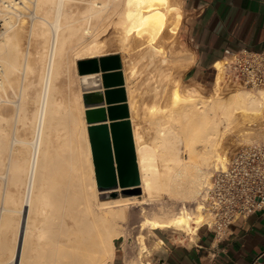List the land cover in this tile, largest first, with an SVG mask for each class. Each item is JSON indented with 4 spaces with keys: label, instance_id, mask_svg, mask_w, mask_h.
Instances as JSON below:
<instances>
[{
    "label": "bare ground",
    "instance_id": "obj_1",
    "mask_svg": "<svg viewBox=\"0 0 264 264\" xmlns=\"http://www.w3.org/2000/svg\"><path fill=\"white\" fill-rule=\"evenodd\" d=\"M181 6L177 0H0V12L6 23V29L0 33V64L2 66L0 92L6 89V83H10V76L18 68L23 66L29 72H34L37 68L36 65L22 61L20 32L14 22L21 16L16 14V11L20 12L22 7L32 9L34 20L29 27L40 39L41 48L37 52L38 59L44 61L35 79L21 83L18 100L16 104L14 103L16 107L13 106L14 112L8 115V112L0 110V153L1 150L5 152L9 150V153H13L12 146L17 142L27 145L28 151L25 153L24 148H20V152L25 154L24 157L17 153L18 149L16 153L21 158L13 159L11 153L9 159L7 157L5 161L6 165L11 167L13 185L25 182L23 197L19 195L20 207L16 206L17 198L11 197L10 193L13 190L10 188L8 200H11L13 204L16 203L14 204L16 207L9 206L8 204L12 203L9 201L7 204L5 201L3 204L9 208H3L1 204L3 201L1 202L0 199L2 210L19 214L17 219V214L6 220V216L2 217L3 221L8 220L7 230L5 223L0 225L1 228L3 226L0 232H7L8 227H13L14 241L10 251L12 255L9 258L10 261L7 260L10 264H14L18 259V264H25L27 261L23 259L27 258L26 255L30 258L40 256V264H106L109 261L112 263L115 257L112 236L122 231L118 222L126 217L127 207L145 204L147 200H154L165 194L180 200H196L208 182L210 167H218V164L225 165L226 155L219 153L222 130L228 129L235 120L234 116L237 112L245 118L264 116V89L254 90L255 92L237 89L227 98H222L223 96H217L219 92H216L221 90L222 77L219 72L215 81V96L204 99L197 90L183 86L179 74L176 75L170 71L169 58L163 53L167 48L171 50L176 47L177 35L183 23ZM27 10L24 8L22 11L27 12ZM102 26H117L120 30L121 47L128 52V57L126 56L128 66L124 72L125 81L128 82L127 77L146 74L145 78L143 77L144 81L157 82L156 88L153 86L154 88L148 89L151 91L154 89L157 95L160 94L159 98L164 97L165 104L158 106L162 110L157 107L159 112H162L160 115L162 114L163 118L168 115L170 123L173 122L172 117L174 120L180 117L177 121L182 118L180 123L183 127L181 126L180 131L167 123L168 121L165 122L162 117L161 121V118L159 120L156 118L160 126L157 128V134H155L156 130L154 131V142L151 138L152 143L145 142L142 138L143 133L141 134L138 130L141 122L136 125L134 120L139 112L136 99L138 93L136 94L135 91L141 88V85L139 87V84L137 86L132 81L131 83L138 87L135 88L125 82L141 179L139 187L144 193L142 199L137 196L98 198L100 192L94 178L86 119L82 114L85 112L81 98L82 91L79 87L77 99L80 107L79 103L78 106H74L81 109L79 112L82 117L78 115L81 119L74 117L73 103H71L72 106L68 105L66 103L68 99L64 100V96L57 93L55 82L63 73V66L66 64L69 53L75 54V63L82 57L104 54L102 52L104 42L97 39V32ZM76 77L79 79L77 70ZM151 83L148 85L146 83L144 87L147 89ZM34 86L39 88L31 92ZM145 91V94L151 93ZM152 99L154 98L151 97ZM78 101L75 100L74 105ZM145 101L148 102L147 99ZM29 104H33L34 108L30 110ZM154 106L155 104H152L149 108L152 110ZM146 108L148 112L149 108ZM163 111L167 112V115L163 114ZM152 113L149 116L155 117ZM144 117L142 118L144 121L148 119ZM152 121L149 123H153ZM139 126L143 127V125ZM22 128L25 130L23 131ZM152 128L154 129L153 126ZM262 128L259 131H263ZM20 129L24 136L19 133ZM148 135L150 136L151 133ZM54 136L59 142L57 146L54 145ZM75 138L80 139L79 142L82 143L75 142V145L73 141ZM183 150L187 152V157L183 156L182 153H185ZM3 161L1 159L0 164ZM82 166H87L88 169ZM81 168L88 170V175L82 174ZM7 175L9 176L8 170L0 176ZM0 187H2L1 184ZM134 187L136 185L130 186V188ZM15 193L16 189L13 194ZM5 195L7 192L2 196L5 197ZM10 212H7L9 216ZM33 212L40 213L42 217L38 218L36 215L37 218H32ZM206 220L207 216L197 202L191 211L163 213L158 216L148 214L141 220L140 227L141 229L146 226L152 229L175 228L193 233ZM20 230L22 240L17 254ZM6 234L4 233L3 236L7 238ZM34 239H36L35 244ZM2 241H5L4 237ZM29 242L35 246L33 244V247L30 246ZM4 245L7 246L8 242L3 243L2 246ZM49 245L54 247L47 248ZM27 248L31 251L35 248L36 254L33 251L25 254L24 252L29 251H26ZM0 256H2L1 253Z\"/></svg>",
    "mask_w": 264,
    "mask_h": 264
},
{
    "label": "rangeland",
    "instance_id": "obj_2",
    "mask_svg": "<svg viewBox=\"0 0 264 264\" xmlns=\"http://www.w3.org/2000/svg\"><path fill=\"white\" fill-rule=\"evenodd\" d=\"M177 1L180 3V6L182 5L181 7H182V12H183V19H182L183 23L181 24V27L179 29V33L177 35L176 47L174 49H171V50L169 48H167L165 50V52L163 53V55H166L167 58H169V61H170L169 62V69H170V71L174 72V74H176V75H178V74L180 75V78H181L183 86H185L186 88H189V89L197 90L198 92H200L204 96V99H208V98H211V97L213 98L215 96V92H214L215 91V83L213 82V79L209 78V77L201 78V76L198 75L200 70H199V67H198L199 63H198L197 49L195 48L194 41L192 39V31H191V26H192V23H193V14L190 11V9H189V7L187 5V2L185 0H181V1L177 0ZM22 8L20 9V12H22L23 15H24V13L26 11H22V10H24V8H25V10L28 9L30 11V13H28L29 11L27 10L25 15L27 14L26 16H28V18L33 17L32 9L30 10L29 8H26V7H22ZM20 12L18 10V11H16V14L21 15L22 18H21V16L18 15L20 20H19V18L18 19L16 18L15 20L16 21L18 20V23L16 24V21H14V22H15V27L18 26L17 30L20 32L19 33L20 34L19 35L20 39L19 38L18 39L20 41L19 44H20V47H21L22 52H23L22 61H25V62L27 61V62H29V63H31L33 65H36L37 68H36V70L34 72L26 71L23 66L18 68L10 76V83L9 82L6 83V89H4V90H2L0 92V101H1L0 102V110L8 112V115H10V114H12L14 112V109L16 107V105H14V103L16 104V102L18 100L21 83H26L27 80L35 79L37 77L39 71H41V69L43 67V62H44V61H40V59H38V53L37 52L41 48L40 39H39L38 35L35 32L31 31V28L29 27V26H31L32 20H34V17L32 19L31 18L28 19L25 15L23 16L22 14H20ZM29 28H30V30H29ZM5 29H6V23H5V20H4V16H3L2 12H0V33L3 32ZM119 36H120V30L118 29L117 26H110V27L102 26L97 32V39L99 41H103L104 42L103 43L102 52H104V54L112 53V52H118L120 54V56H121L122 69L124 68L123 71L125 72L126 71V67L128 66L127 65L128 64L127 63V61H128V58H127L128 57V52L121 47L122 44L120 42ZM123 53H124V55H122ZM77 60H76V63H75L74 62L75 61V54L73 52L69 53V56H68V58L66 60V64L63 66V73L60 75V77L55 82L56 88L58 90L57 93L61 94L62 97L64 96L63 97L64 100L68 99V101L66 100L67 101L66 103H68V105L72 106L71 103H73V107L74 106H78V105L80 107V103H79V101L77 99L78 88L80 87V81L76 77V70H77V73H78ZM216 65H219V63L217 62ZM1 67L2 66L0 64V68ZM1 73H0V76L2 75ZM172 75H173V73H172ZM124 76H125V74H124ZM145 76H146V74L145 75L142 74L140 76L138 75V77L137 76L136 77H132V78L130 77L131 79L127 77V81L128 82H126V81L125 82L128 83V85L135 86V88H138L137 87L138 84H139V87L141 85V88H138V90L136 89L137 91H135L136 94L138 93V95H136V99L138 101L137 102L138 103V111L140 112V113L138 112V116L137 117H142V116L144 117V115H146V117H144V118L148 117L149 120L146 119L144 121V119H142L143 117L142 118H138V119L136 117V118H134V120L136 122V125H138L139 122H141L139 125H143V127L138 125V130L141 132V134L143 133L142 134L143 140L145 142L152 143V141L154 140L153 138H155V134L158 133L157 132V128L160 126V124L158 125V122H157L156 118H158V120H159V118H161L163 116L162 114L160 115V113H162V112H159L160 110H158V109L162 110V108H160L161 107L160 105H164L165 104L164 103L165 100L163 99L164 98L163 96H162V98H161V96L159 98L160 94L157 95L155 93L154 89H152V91H151V89H148V88H151V87L152 88H154V87L156 88L155 85H157V82L152 80L153 82L151 83L149 79H148L149 82H147L146 79H145L146 81H144ZM182 77H183V80H182ZM129 79L131 81H129ZM18 82L20 83V85H17V84H19ZM131 82L136 84L137 86L132 84ZM144 82H146L147 85H148V83H151V85L149 84L150 87L147 86V89H146V87H144V86H146V83H144ZM152 84H154V85H152ZM14 85H15V87H14ZM16 87L18 88L17 91H16ZM220 87H221V90L220 89H219L220 91L216 90V92H219V94L218 95L216 94V95L217 96H223L222 98H227L228 95L232 91H235L237 89H245V90H249V91H254V90L257 91V89H250V88H247V87L224 85L223 82L220 84ZM11 88H12L13 91L14 90L15 91L13 92L11 90ZM37 88H39V86L32 87L31 88V92L34 91ZM80 89H81V87H80ZM260 89H262V88H260ZM145 90H147L148 92H151V93L153 92V94L151 95V93H147V91H145ZM142 91H143V93H142ZM144 91L147 94H145ZM11 93H13V94H11ZM141 94H143V96H141ZM148 94H150L151 97L154 98V99L151 100V97H149L150 95L148 96ZM155 95H156V98H155ZM10 96L11 97L14 96V98H10ZM146 96L148 98H146ZM157 96H158L159 99L157 98ZM81 98H82V92H81ZM146 99H147L148 102L145 101ZM155 99H158V100H155ZM75 100L78 101V102H76V104L74 105ZM144 101H145V103H144ZM155 101H157L158 103L155 102ZM161 102H163V104ZM140 103H142V104L140 105ZM146 103L149 104V106L152 105V104H155V106L157 105L156 108L154 106V109L158 113L154 109L151 110V108H149V106H147ZM4 104H5V106H4ZM13 106H15V107L13 108ZM158 106H160V107H158ZM73 107H71V108H73ZM146 107L149 108L148 112L150 110L149 114L147 112V108ZM157 107H158V109H157ZM33 108H34L33 104H29V109L31 110ZM74 108L75 109H72L74 111V117L77 116L76 117L77 119L78 118L81 119L82 115H80V112H79L81 109H78L77 107H74ZM143 109H146V110H143ZM84 110H85V108H84ZM152 112H154V113H152ZM84 113L85 112H83L82 114L85 117ZM151 113L154 114L155 117H153V115L149 116ZM164 113L167 115V112L163 111V114ZM140 114H142V116ZM78 115L81 116V117H79ZM130 115H131V113H130ZM159 115H160V117H158ZM166 115H164V116H166ZM235 115H236V116H234L235 120H233V122H232L233 124L231 123V125L228 127L227 130H222V134H221V138L222 139H221L220 144H219V148H220L219 153H222V155L223 154L227 155L229 152H231L232 150L236 149L237 147H239L241 145H244V144H247V143H251V142L257 141V140L261 139L264 136V116H262V117L258 116V117L245 118L239 112H237ZM152 117H153V119H152ZM167 117H168V115H167ZM167 117H164V118L162 117V118L165 119L164 120L165 122L168 121L167 123L173 125L176 129L178 128L177 129L178 131H180V129L182 130L183 126H182V123H180L182 121V118L180 119V121H177V120H179L180 117L177 118L176 120H174L173 117L172 118L170 117L171 121L173 120V122L170 123V121H169L170 119H168ZM162 118L160 119V121L163 120ZM139 119H142V120L139 121ZM150 119H152L153 121L150 120ZM149 121H152L153 123H151V122L149 123ZM77 122H78V120H77ZM154 122H156V123H154ZM177 123H179L181 125H179ZM86 126H87V122H86ZM152 126L154 127V129L152 128ZM261 127H263L262 128L263 131H259L261 129ZM142 128H145V129L142 130ZM22 130L24 131L25 129L22 128ZM20 131H21V129L19 130V133H21L22 136H24L23 133L20 132ZM149 131L151 133L150 136L148 135V134H150ZM154 131H155V134H154ZM257 132H258V134H257ZM24 133L26 134V132H24ZM144 133L147 134V135L145 136ZM54 138H55L54 139V145L57 146L59 144V142L56 139L57 137L54 136ZM150 138L152 139V141H151ZM76 139H78V138H75L73 140L74 144H75V142H76V144L82 143V142H79L80 139H78V140H76ZM87 139L89 141L88 129H87ZM81 141H83V140H81ZM89 145H90V141H89ZM15 146H17V147H15ZM15 148H16V150H15ZM20 148H22V149L24 148L23 151L25 153L28 152L27 151V145H23V144L17 142L15 144H13V146H12V151L14 150L13 153L12 152L9 153V150L6 151V152H8V154L5 151H2V150H1V153H0V158L2 160H4L3 163L0 164V175H1V173H4V171H6V170L9 171V176L8 175L6 177L5 176L4 177L0 176V184L2 185V187H0V199H1V202L3 201L2 203L1 202L0 203L4 207L2 205H0V206L3 207V208H9L8 206H5V204H3L5 201H6L5 203H7V204L9 203V201H10V203H12L11 200H8L10 198V195H8L10 193V191H11L10 189H12L14 192H15V189H16V193L15 194H13L14 193L13 191H11L10 194L12 195L11 196L12 198L13 197L17 198L16 201H15V202H17V204L14 203V204H16L17 207H20V200H21V197H23L25 182L24 183L22 182L23 184L20 183L19 185H17V184L13 185L14 182H12V179H11V177H12L11 167H8L6 165V163H5L6 158L8 157V159H9V156L11 155V153L13 155V156L11 155V158H13V159L14 158L24 157L25 154H24V152H20L21 151ZM17 150H18V152H17ZM16 152L19 153L22 156L19 157L20 155H18ZM183 152H185V153H182V154H184L183 156L187 157V152L185 150H183ZM91 159H92V155H91ZM92 164H93V160H92ZM82 168L88 169L87 166H82ZM82 168H81L82 174L88 175L87 174L88 170L85 171ZM213 169H214V166H211L210 169H209L210 173L213 171ZM93 171H94V165H93ZM210 173H209V175H210ZM94 178H95V174H94ZM3 183H4V185H3ZM6 184L8 185V187H7ZM13 186H14V189H13ZM96 187H97V185H96ZM3 189H5V190H3ZM18 190H20V192H17ZM8 191H9V193H8ZM1 192H3V193H1ZM6 192H7V195H5V197H6L5 198L2 195H4V193L6 194ZM20 194H21V197L19 199V195ZM199 195L196 198V200H188V199L187 200H182V199L180 200V198L170 197V196H167V194H165L163 196L156 197V199H154V200H147L145 204H136V205H131L130 207H127L126 211H125L126 214H127L126 217L123 220H121L120 222H118L121 225L122 231L119 232L117 235H113L112 236L114 244H115V247H114V249H115L114 260L112 261V263L109 261L106 264H144V263H146V255L148 253L149 246H150L149 242L151 241L152 231H154L155 229H152L149 226H146L144 229H141L140 222H141V220H143L144 216H146L148 214L150 216H152V215L153 216H158V215H161L163 213H168L169 214V213H174V212H179V211H191V210H193V208H195V206L197 204V201L199 200ZM1 196H2V198H1ZM127 196H137L139 199H142L143 196H144V193L142 192V189H141L140 193H138L137 191H133L130 195H127ZM121 197H124V196L118 195V197L108 196V197L101 198L100 194H98V198L99 199H113V198H121ZM14 204L12 203V204H8V205L9 206H14ZM16 206H14V208ZM140 206H144V207H140ZM1 207H0L1 215H4V214H6V215H4V216L0 215V218H1L0 225L5 223L4 225H5V229H6V227L8 225V220L6 221L7 222V225H6V222L3 221L4 220L3 218L6 216V218H5V220H6L9 217H12V215L15 216L17 214L16 215V219H17L19 214L16 213V212H13V214H12L11 213L12 211L10 212L8 209H7L8 211H5V209L2 210ZM1 210H2V212H1ZM3 211L6 212V213H4ZM7 212H10L11 215L9 216V213H7ZM36 215H37L38 218L42 217L40 213L33 212L32 213V218H37V217H35ZM0 229L3 230V226H2V228L0 227ZM12 229H13V227L11 226L10 228L8 227V231L7 232L6 231L0 232V242H1L0 243L1 244L0 245L1 246L0 253L2 255V256H0L1 260H2V262L0 260V264H10L8 261H10L9 258H11V255H12L11 254L12 252H10V251H12V249H11V248H13V242L12 241H14L13 238H12V236H14V234L12 235V232L14 233V231ZM164 230L166 232L176 234L177 236H181V234H185V233H187V234L188 233L189 234L192 233V231L184 232L182 230L175 229V228H165ZM4 233L5 234L7 233L6 234L7 238L5 236H3ZM138 234H140V236ZM143 236H144V238H143ZM3 237H4L5 241H2ZM32 239L33 238H31V241L33 242ZM35 240L36 239H34V244H35ZM2 242L6 243V244L8 242V245L7 246L4 245L5 247L2 246L3 245ZM141 242L142 243L145 242V243L142 244ZM146 243H147V245H146ZM32 244L33 243H30V246ZM33 245H32V247H33ZM48 247L52 249L54 246L51 247L49 245V246H47V248ZM140 247H142V248H140ZM2 248H3V251L1 250ZM35 248H32V251L35 252L34 254H36V251H34ZM27 250H29V248H27L26 251ZM142 250H146V252H143ZM30 251H31V249L28 252H24V253L25 254L26 253L30 254ZM137 253H138V255H140V257H138ZM26 256H27V258L24 257V259H23V260L27 261V262H25V264H33V263L34 264H37V263L40 264L41 263L40 256H38V258L36 256H34V257H32L33 259L30 258L29 255H26ZM35 257L37 259H35ZM4 258H6V259H4ZM29 259H31V260H29ZM5 260L6 261L8 260L7 261L8 263L5 262ZM35 261H36V263H35Z\"/></svg>",
    "mask_w": 264,
    "mask_h": 264
},
{
    "label": "crops",
    "instance_id": "obj_3",
    "mask_svg": "<svg viewBox=\"0 0 264 264\" xmlns=\"http://www.w3.org/2000/svg\"><path fill=\"white\" fill-rule=\"evenodd\" d=\"M185 1L201 78L213 77L227 47H264V0ZM149 243L146 264H264V212L239 218L222 239L206 227L181 236L155 229Z\"/></svg>",
    "mask_w": 264,
    "mask_h": 264
},
{
    "label": "water",
    "instance_id": "obj_4",
    "mask_svg": "<svg viewBox=\"0 0 264 264\" xmlns=\"http://www.w3.org/2000/svg\"><path fill=\"white\" fill-rule=\"evenodd\" d=\"M77 69L100 197L140 193V172L120 54L82 57L77 60ZM101 88L105 89L90 91ZM132 185L136 187L130 188ZM21 235L20 230L17 254ZM18 263L19 259L14 264Z\"/></svg>",
    "mask_w": 264,
    "mask_h": 264
},
{
    "label": "built area",
    "instance_id": "obj_5",
    "mask_svg": "<svg viewBox=\"0 0 264 264\" xmlns=\"http://www.w3.org/2000/svg\"><path fill=\"white\" fill-rule=\"evenodd\" d=\"M213 71L214 83L220 72L224 85L264 89V47H227L213 63ZM197 202L207 216L199 227L218 239L239 218L264 212V136L229 152L225 165L218 164L210 173Z\"/></svg>",
    "mask_w": 264,
    "mask_h": 264
}]
</instances>
